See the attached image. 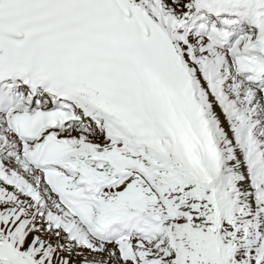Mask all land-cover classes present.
Segmentation results:
<instances>
[{"label": "snow or ice", "instance_id": "6c2138e0", "mask_svg": "<svg viewBox=\"0 0 264 264\" xmlns=\"http://www.w3.org/2000/svg\"><path fill=\"white\" fill-rule=\"evenodd\" d=\"M0 264H264V0H0Z\"/></svg>", "mask_w": 264, "mask_h": 264}]
</instances>
